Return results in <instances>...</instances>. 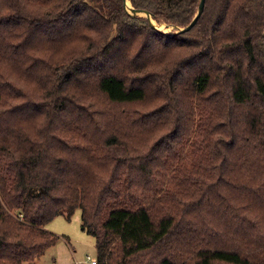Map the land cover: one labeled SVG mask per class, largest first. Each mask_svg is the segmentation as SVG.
<instances>
[{"label":"trees","instance_id":"trees-1","mask_svg":"<svg viewBox=\"0 0 264 264\" xmlns=\"http://www.w3.org/2000/svg\"><path fill=\"white\" fill-rule=\"evenodd\" d=\"M128 1L0 0V264H264V0Z\"/></svg>","mask_w":264,"mask_h":264},{"label":"rangeland","instance_id":"rangeland-1","mask_svg":"<svg viewBox=\"0 0 264 264\" xmlns=\"http://www.w3.org/2000/svg\"><path fill=\"white\" fill-rule=\"evenodd\" d=\"M155 26V22L153 23ZM173 27L164 24L156 29L163 33H172ZM179 30V29H178ZM79 210L70 219L57 216L46 224L45 229L58 237L55 245L49 247L33 264H84L87 256H96L95 240L81 230Z\"/></svg>","mask_w":264,"mask_h":264},{"label":"water","instance_id":"water-1","mask_svg":"<svg viewBox=\"0 0 264 264\" xmlns=\"http://www.w3.org/2000/svg\"><path fill=\"white\" fill-rule=\"evenodd\" d=\"M204 3H205V0H200L199 5H198L197 14H196V16L194 17V19L191 21V23H190L187 27H185V28H183V29H179V30L177 31V33H182V32L188 31V30H189V29L195 24L197 18L200 16V14H201L202 11H203ZM123 6L125 7V0H123ZM125 9H126V8H125ZM130 10H131L132 13H131V12H128V11L126 10L128 14H130V15H132V16H134V15H139V16L145 17V18L149 21L150 25L153 26L154 28H156L155 25L151 24V22H150V18H151V16H150V14H149L147 11H144V10H138V9H133V8L131 7V5H130ZM143 13H144V14H143Z\"/></svg>","mask_w":264,"mask_h":264},{"label":"built area","instance_id":"built-area-1","mask_svg":"<svg viewBox=\"0 0 264 264\" xmlns=\"http://www.w3.org/2000/svg\"><path fill=\"white\" fill-rule=\"evenodd\" d=\"M84 264H97L96 256H87Z\"/></svg>","mask_w":264,"mask_h":264},{"label":"bare ground","instance_id":"bare-ground-1","mask_svg":"<svg viewBox=\"0 0 264 264\" xmlns=\"http://www.w3.org/2000/svg\"><path fill=\"white\" fill-rule=\"evenodd\" d=\"M124 8H126L125 10H127L128 12H131V10H130V3H129V1L128 0H125V7ZM132 13V12H131ZM144 14V13H143ZM150 22H151V24H153L154 23V21L150 18ZM154 25V24H153Z\"/></svg>","mask_w":264,"mask_h":264}]
</instances>
